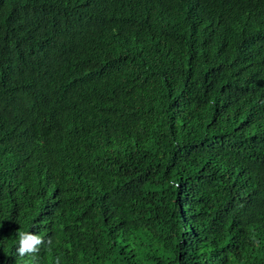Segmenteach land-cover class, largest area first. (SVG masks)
<instances>
[{
    "label": "trees",
    "instance_id": "16d2710c",
    "mask_svg": "<svg viewBox=\"0 0 264 264\" xmlns=\"http://www.w3.org/2000/svg\"><path fill=\"white\" fill-rule=\"evenodd\" d=\"M18 230L29 264H264V0H0V264Z\"/></svg>",
    "mask_w": 264,
    "mask_h": 264
},
{
    "label": "clouds",
    "instance_id": "9594fccd",
    "mask_svg": "<svg viewBox=\"0 0 264 264\" xmlns=\"http://www.w3.org/2000/svg\"><path fill=\"white\" fill-rule=\"evenodd\" d=\"M17 240L16 253L20 258V264H29V261L25 258H31L34 261L40 252L41 246L45 244L44 237L32 231L18 230Z\"/></svg>",
    "mask_w": 264,
    "mask_h": 264
}]
</instances>
